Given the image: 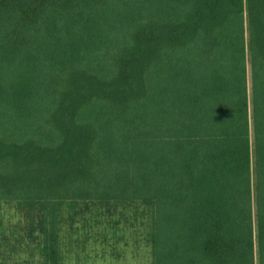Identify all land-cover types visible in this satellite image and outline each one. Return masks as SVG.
<instances>
[{
	"label": "trees",
	"instance_id": "trees-1",
	"mask_svg": "<svg viewBox=\"0 0 264 264\" xmlns=\"http://www.w3.org/2000/svg\"><path fill=\"white\" fill-rule=\"evenodd\" d=\"M102 222L264 264V0H0V264Z\"/></svg>",
	"mask_w": 264,
	"mask_h": 264
},
{
	"label": "rangeland",
	"instance_id": "rangeland-1",
	"mask_svg": "<svg viewBox=\"0 0 264 264\" xmlns=\"http://www.w3.org/2000/svg\"><path fill=\"white\" fill-rule=\"evenodd\" d=\"M124 227L123 222H102L80 230L72 248L64 249V264H151L143 236Z\"/></svg>",
	"mask_w": 264,
	"mask_h": 264
}]
</instances>
